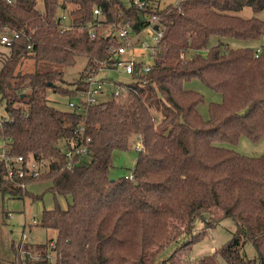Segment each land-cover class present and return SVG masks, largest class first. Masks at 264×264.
I'll return each mask as SVG.
<instances>
[{"label": "trees", "instance_id": "trees-1", "mask_svg": "<svg viewBox=\"0 0 264 264\" xmlns=\"http://www.w3.org/2000/svg\"><path fill=\"white\" fill-rule=\"evenodd\" d=\"M141 1L143 9L134 0H0V38L20 34L1 59L0 104L9 119L1 123L0 142L8 157L45 168L21 182L50 183L34 195L8 179L0 162V197L34 202L52 195L53 207L34 224L57 233L50 241L54 258L33 262L13 245L11 252L0 248V264H165L197 221L215 227L226 218L236 225L232 238L194 264H264V155L229 147L264 135V45L229 42H264V0H182L164 9L159 0ZM245 8L254 16L236 14ZM63 15L71 24L65 31ZM153 16L165 43L152 70L136 76L126 95L83 111L49 104L51 89L78 98L88 76L111 58L118 43L102 27L140 32ZM78 57L87 60L80 79L60 84ZM27 60L34 71L22 69ZM193 80L214 92L208 120L200 112L204 95L186 87ZM134 140L141 146L134 179H110L113 153L130 150ZM77 143L88 154L68 168L64 150ZM247 243L254 258L244 253Z\"/></svg>", "mask_w": 264, "mask_h": 264}, {"label": "rangeland", "instance_id": "rangeland-1", "mask_svg": "<svg viewBox=\"0 0 264 264\" xmlns=\"http://www.w3.org/2000/svg\"><path fill=\"white\" fill-rule=\"evenodd\" d=\"M179 0H159L158 6L161 9L169 6H176ZM39 10L43 9V2L39 1L37 4ZM63 13H61L62 15ZM243 18H251L254 16L252 9L245 8L243 11L236 13ZM64 16V15H63ZM66 16V15H65ZM259 17L264 20V14H260ZM68 18V17H67ZM69 21V18H68ZM70 22V21H69ZM264 29V28H263ZM111 26L101 28V33L111 31ZM114 32V31H113ZM114 34V33H113ZM140 39L148 40L149 37L146 33L139 36ZM233 47H252L254 49L260 48L264 45L262 40L256 42H243V41H229ZM136 46H139L138 42H135ZM8 48L0 45V70L2 68V54H6ZM146 53V52H145ZM129 55V54H128ZM130 57L131 54L129 55ZM145 59L148 62H152V59L145 54ZM135 59L141 61V55L135 54ZM35 63L31 60L25 61L22 69L30 72L34 71ZM87 66V60L84 57H78L77 62L74 66L66 68L63 74V80L66 85L67 83H75L80 79L81 73ZM99 77H104L107 81L102 88L101 96H97L101 103L102 101H109L112 97L111 94L115 90L113 84L115 81L120 80L125 82L129 81V77L120 72V70L114 69H101L99 71ZM189 89L197 90L202 93L205 97V104L201 105L200 112L205 120H208V104L215 99L214 92L208 89L199 80H193L191 83L186 85ZM47 98L49 104L60 109L62 111H72L69 103L73 102L77 104L78 98L71 97L58 93L54 90H48ZM9 116L6 114L4 106L0 104V126L4 120H8ZM139 145L136 140L132 142L131 149L128 151L117 150L113 153V168L109 172L110 179L117 180L123 176L129 177L134 171L136 160L139 151H136V146ZM4 144L0 142V152L4 148ZM235 149L237 152L246 155L248 157H261L264 155V135L258 141H252L246 137H241L236 145L229 146ZM40 173L45 171V168L37 166ZM50 183L46 179H39L33 184L28 186V190L34 195L42 194ZM62 206H66V202H61ZM53 207V197L50 194L44 195L42 200L34 201L32 198L26 196L25 198H9L8 195L0 197V248L5 252H11L12 246L20 245L18 253L19 257L28 255L30 260L33 262L42 260L43 258H54V254L51 252L50 244L51 239L56 238V231L53 229H46L36 226L37 220L41 218V214L44 208ZM6 213V214H4ZM34 224V225H33ZM27 227L25 228V226ZM236 230L234 221L230 218L223 219L218 225L207 226L201 221H197L195 228L191 235H184L182 240L173 245L175 249H171L170 252L177 253L174 255L171 261H167L165 264H194L208 255H213L221 248H223L228 241L232 238ZM26 232L27 238L23 241V233ZM178 245V246H177ZM174 246H177L175 248ZM244 253L248 258H254L256 256V250L251 243H247L244 248ZM11 257H14L11 254ZM18 261V259H17ZM162 261V260H161ZM220 262L223 260L220 258Z\"/></svg>", "mask_w": 264, "mask_h": 264}, {"label": "built area", "instance_id": "built-area-1", "mask_svg": "<svg viewBox=\"0 0 264 264\" xmlns=\"http://www.w3.org/2000/svg\"><path fill=\"white\" fill-rule=\"evenodd\" d=\"M5 1L9 4L14 2V0ZM181 1L182 0H179L178 4ZM133 4L142 9L146 7V3L141 0H134ZM94 14L97 16L98 20L102 19L103 13L100 9H95ZM60 21V28L62 31L71 28V24L68 21L67 16H62ZM158 21L159 19L156 16L149 18V25L140 32H134L130 27L127 26L116 29L114 32H105L103 35L106 38L108 36L114 38L118 45L116 46L111 58H109V60H105V62L102 63V66L97 71L93 70V72L88 76V78L85 80L86 89L79 94V102L77 104L70 102V107L72 109L83 111L90 105L99 104L98 102L100 101L98 100L97 96H101L102 88L104 87V84L107 83L104 77H99V71L101 69L120 70V72H123V74L129 77V81H115L113 84L115 90L111 94V96L115 98H119L127 94L130 85H132L134 82H137L135 79L136 76L139 74L149 73L152 70L155 60L158 56V47L160 44L165 43L163 40L165 37V32L162 27L158 25ZM88 31L91 38L96 37L97 33L94 27L89 28ZM143 33L148 35V40L139 38V36ZM18 38H20V34L18 32H6L1 36L0 44L10 48L13 45V42ZM135 42H138L139 46H136ZM136 53L141 55V61H137L135 59ZM128 54H131L132 57H130ZM145 54H147L148 57L152 59V62H148L145 59ZM116 82H123L124 84L121 86H116ZM89 141L90 139L88 138L87 142ZM135 149L136 151H141V146L137 145ZM64 154L67 159L66 166L71 168L77 158L84 157L86 154H88V147L82 143H77L73 147L65 149ZM0 162L5 163V167L7 169V178L15 182L23 190H25L29 185L27 183L21 182V180L27 178L28 176L32 178H38L41 174L37 168L38 165L33 162L26 163L22 156L10 158L6 155L4 148L0 152ZM126 178L133 180V172L129 177ZM22 238L23 241L27 238L26 232L23 233Z\"/></svg>", "mask_w": 264, "mask_h": 264}, {"label": "water", "instance_id": "water-1", "mask_svg": "<svg viewBox=\"0 0 264 264\" xmlns=\"http://www.w3.org/2000/svg\"><path fill=\"white\" fill-rule=\"evenodd\" d=\"M156 29H157V27H156ZM0 186H1V180H0Z\"/></svg>", "mask_w": 264, "mask_h": 264}]
</instances>
